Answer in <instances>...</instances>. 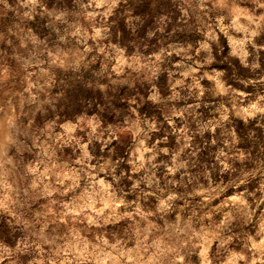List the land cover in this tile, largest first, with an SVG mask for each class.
Returning a JSON list of instances; mask_svg holds the SVG:
<instances>
[{
	"label": "clouds",
	"instance_id": "clouds-1",
	"mask_svg": "<svg viewBox=\"0 0 264 264\" xmlns=\"http://www.w3.org/2000/svg\"><path fill=\"white\" fill-rule=\"evenodd\" d=\"M0 264H264V0H0Z\"/></svg>",
	"mask_w": 264,
	"mask_h": 264
}]
</instances>
